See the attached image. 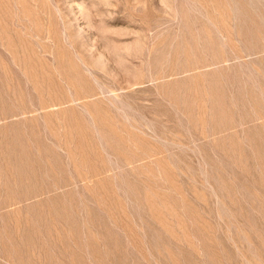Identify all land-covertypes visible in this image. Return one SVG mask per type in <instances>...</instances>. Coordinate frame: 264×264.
Masks as SVG:
<instances>
[{"label":"rangeland","instance_id":"1","mask_svg":"<svg viewBox=\"0 0 264 264\" xmlns=\"http://www.w3.org/2000/svg\"><path fill=\"white\" fill-rule=\"evenodd\" d=\"M0 264H264V0H0Z\"/></svg>","mask_w":264,"mask_h":264}]
</instances>
